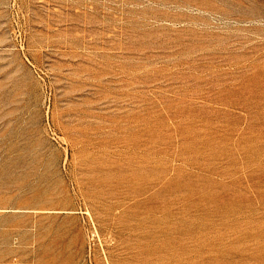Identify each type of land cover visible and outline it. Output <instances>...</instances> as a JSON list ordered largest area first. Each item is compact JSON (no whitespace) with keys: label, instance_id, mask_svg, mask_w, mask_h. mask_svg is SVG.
<instances>
[{"label":"rangeland","instance_id":"374dc122","mask_svg":"<svg viewBox=\"0 0 264 264\" xmlns=\"http://www.w3.org/2000/svg\"><path fill=\"white\" fill-rule=\"evenodd\" d=\"M0 264H264V0H0Z\"/></svg>","mask_w":264,"mask_h":264}]
</instances>
